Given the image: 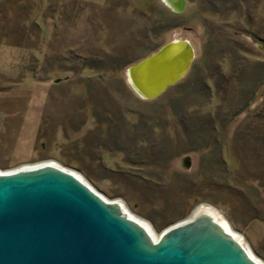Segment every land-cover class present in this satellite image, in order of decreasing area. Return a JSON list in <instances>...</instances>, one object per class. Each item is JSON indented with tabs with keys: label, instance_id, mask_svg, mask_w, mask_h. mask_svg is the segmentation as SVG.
<instances>
[{
	"label": "rangeland",
	"instance_id": "1",
	"mask_svg": "<svg viewBox=\"0 0 264 264\" xmlns=\"http://www.w3.org/2000/svg\"><path fill=\"white\" fill-rule=\"evenodd\" d=\"M169 1L0 0V174L54 162L154 241L209 204L264 264V154L232 142L260 124L264 0ZM175 40L189 70L139 97L126 69Z\"/></svg>",
	"mask_w": 264,
	"mask_h": 264
},
{
	"label": "water",
	"instance_id": "2",
	"mask_svg": "<svg viewBox=\"0 0 264 264\" xmlns=\"http://www.w3.org/2000/svg\"><path fill=\"white\" fill-rule=\"evenodd\" d=\"M175 3L182 11L185 1ZM194 58L189 41H171L128 67L126 79L151 100ZM116 203L55 166L0 174V264H258L210 218L192 211L154 241Z\"/></svg>",
	"mask_w": 264,
	"mask_h": 264
},
{
	"label": "trees",
	"instance_id": "3",
	"mask_svg": "<svg viewBox=\"0 0 264 264\" xmlns=\"http://www.w3.org/2000/svg\"><path fill=\"white\" fill-rule=\"evenodd\" d=\"M4 36L5 35H1V37L2 38H4ZM6 38L8 37L7 35L5 36ZM14 45H20V44H17L16 42L14 43ZM215 88L217 89L218 88V84H216L215 85ZM205 92H208V90H209V87L208 86H203V88H202ZM253 93H254V91H253ZM253 97V96H252ZM155 99V98H154ZM151 100H153V99H151ZM151 100H147V101H151ZM253 99L252 98H250V99H248V101L247 102H245V105H244V107L242 108V110L243 109H246L247 107H248V105H249V102H251ZM242 110H239L238 111V113L239 112H241ZM237 113V114H238ZM236 114V115H237ZM260 114V115H259ZM259 114H257V116H254V117H257V119L258 118H260L258 121L260 122V124H256L257 126H255L254 127V131H251L250 130V128H251V125H253V122H250L249 124V126H248V124L247 125H245V126H239V128H238V130H237V132L235 133V137H234V139L232 140V142H233V145H236V144H243V138L244 137H246V142H245V144H247V145H249V149L252 151H254V152H256L259 148H261L262 149V151H263V154H264V104H263V109L262 110H260V113ZM236 115H234V116H236ZM260 116V117H259ZM233 117V116H232ZM254 117L252 118V119H254ZM216 119V118H215ZM256 120V119H255ZM255 120H253L254 121V123L256 122ZM229 122V121H228ZM243 127V128H242ZM240 128H242L241 129V131L239 132V129ZM246 131V132H245ZM247 133V134H246ZM241 135V137L239 138V136ZM262 144L261 145V147L258 145V144ZM235 148H236V146H234ZM240 150V149H239ZM248 150V149H247ZM239 153V152H238ZM254 154V153H253ZM238 161H242V158L241 157H239L238 158Z\"/></svg>",
	"mask_w": 264,
	"mask_h": 264
},
{
	"label": "bare ground",
	"instance_id": "4",
	"mask_svg": "<svg viewBox=\"0 0 264 264\" xmlns=\"http://www.w3.org/2000/svg\"><path fill=\"white\" fill-rule=\"evenodd\" d=\"M180 49V47H177V48H174V52H177L178 50ZM149 80V81H152V76L150 75H147L146 76V79L145 80ZM43 166H55L57 167L56 163L54 162H46L44 165H40L38 164L36 167H32V168H39V167H43ZM30 168V167H29ZM58 168V167H57ZM31 170V169H30ZM62 170H65V169H62ZM66 171V170H65ZM67 172V171H66ZM69 173H71L73 176H75L76 178H78L79 180L82 181V179L79 177V175H77L75 172H72V171H68ZM3 174V173H2ZM83 182V181H82ZM116 204L119 205V209L122 212H124V207H123V204L118 201ZM193 216L196 215V216H205L207 218H210L213 222H215L216 224L219 225V227L224 230L225 232L229 233L228 231V228H227V224L225 223V221L222 219L220 220V215L219 213L213 208V206L209 205V204H201L199 206L196 207V209L193 211ZM129 216V215H127ZM129 218H131L129 216ZM191 217H188L187 219L185 220H188L190 219ZM184 220V221H185ZM137 222V224H139L142 228L145 229V231L150 235L151 237V233H150V230H149V226H147L145 223L141 222V221H138V220H135ZM183 222V221H182ZM230 234V233H229ZM232 236V235H231ZM233 237V236H232ZM234 238V237H233ZM235 239V238H234ZM237 241V239H235ZM239 241V239H238ZM247 252V250H246ZM247 254L249 255V257L251 259H253L255 262H257L258 264H261L259 261L255 260L251 254L249 252H247Z\"/></svg>",
	"mask_w": 264,
	"mask_h": 264
}]
</instances>
